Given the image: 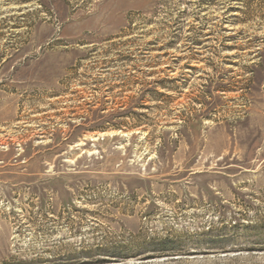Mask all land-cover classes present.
Wrapping results in <instances>:
<instances>
[{
    "label": "rangeland",
    "instance_id": "374dc122",
    "mask_svg": "<svg viewBox=\"0 0 264 264\" xmlns=\"http://www.w3.org/2000/svg\"><path fill=\"white\" fill-rule=\"evenodd\" d=\"M0 264H264V0H0Z\"/></svg>",
    "mask_w": 264,
    "mask_h": 264
}]
</instances>
